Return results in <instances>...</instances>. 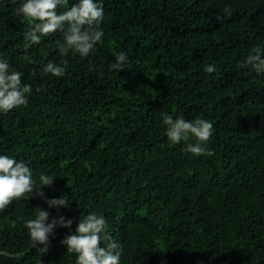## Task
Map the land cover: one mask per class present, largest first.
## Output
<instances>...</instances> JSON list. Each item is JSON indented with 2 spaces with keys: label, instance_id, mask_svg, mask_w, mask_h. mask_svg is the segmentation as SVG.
I'll list each match as a JSON object with an SVG mask.
<instances>
[{
  "label": "trees",
  "instance_id": "1",
  "mask_svg": "<svg viewBox=\"0 0 264 264\" xmlns=\"http://www.w3.org/2000/svg\"><path fill=\"white\" fill-rule=\"evenodd\" d=\"M103 4V41L82 58L59 53L58 32L26 47L18 0H0V57L32 88L0 114V154L25 160L38 185L55 178L44 197L70 204L34 195L0 210V264H76L61 240L89 212L106 218L120 264H264V74L245 63L264 45V0ZM120 51L129 62L111 70ZM49 60L65 74H44ZM161 111L210 120L205 152L171 144ZM37 207L73 220L45 254L24 224Z\"/></svg>",
  "mask_w": 264,
  "mask_h": 264
},
{
  "label": "clouds",
  "instance_id": "2",
  "mask_svg": "<svg viewBox=\"0 0 264 264\" xmlns=\"http://www.w3.org/2000/svg\"><path fill=\"white\" fill-rule=\"evenodd\" d=\"M68 3L69 0H18L16 15L25 18L30 24V31L24 36L26 47L39 44L42 37L58 32L61 36L58 49L62 56L71 52L84 58L95 50L96 45L104 38V32L100 28L105 15L103 0H72L70 7L67 6ZM128 62L127 53L120 51L109 67L111 70L121 71ZM245 63L257 75L264 74V45L255 46ZM204 71L213 73L216 66L206 65ZM42 72L61 77L65 74V67L49 60L42 66ZM21 76V72L0 57V114L27 103L32 88L22 82ZM160 118L165 126L166 138L171 144L179 145L184 142L185 150L194 155L205 152L206 142L214 130L210 120L201 117L174 118L173 114L166 111L160 112ZM54 179L41 173L38 185L25 160L0 154V210L21 197H44V187L53 185ZM44 198L48 208L57 212L70 205L64 196ZM50 215L48 210L37 207L35 217L24 222L32 248L39 254L49 251L50 236L54 235L57 227L71 230L73 224L71 218L59 216L50 220ZM61 244L66 246L67 252L76 254V264H120L121 246L109 232L106 218L96 212L80 217L75 231L66 235Z\"/></svg>",
  "mask_w": 264,
  "mask_h": 264
}]
</instances>
